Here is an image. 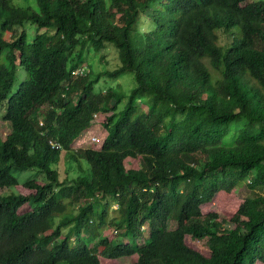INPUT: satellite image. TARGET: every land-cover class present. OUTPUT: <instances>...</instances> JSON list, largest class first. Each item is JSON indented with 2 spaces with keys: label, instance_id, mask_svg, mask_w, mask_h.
<instances>
[{
  "label": "trees",
  "instance_id": "16d2710c",
  "mask_svg": "<svg viewBox=\"0 0 264 264\" xmlns=\"http://www.w3.org/2000/svg\"><path fill=\"white\" fill-rule=\"evenodd\" d=\"M37 2L0 0V264H264V195L238 196L264 188V0ZM109 44L118 67L74 74ZM18 66L29 78L10 96ZM128 73L129 91L96 89ZM99 115L102 147L73 149ZM64 161L80 174L61 179ZM17 167L43 175L32 193L13 191ZM212 200L227 220L203 213Z\"/></svg>",
  "mask_w": 264,
  "mask_h": 264
},
{
  "label": "rangeland",
  "instance_id": "374dc122",
  "mask_svg": "<svg viewBox=\"0 0 264 264\" xmlns=\"http://www.w3.org/2000/svg\"><path fill=\"white\" fill-rule=\"evenodd\" d=\"M106 1L109 3V0H106ZM12 2L16 6L32 7L33 9H35L37 11L40 10L37 0H12ZM24 28L27 30L28 39H30V41H32L37 34L38 27L34 23L27 21L24 24ZM19 29H21V27H19ZM47 30L48 29H41L40 32H46ZM51 32H53V31H51ZM221 37L224 38L223 35ZM117 53L118 52H117L116 48L113 45L109 44L108 48L105 50L106 60H105V62H101L100 54H95L93 51H91L87 54L86 63H84V65H85L84 67L88 68V70L92 69L95 72H103L106 69H114L121 64V61L118 58ZM76 65H77V63H76ZM74 74H76V73L74 72ZM28 78H29V76H28V73L26 72V70L24 68L18 66L17 72H16V79H15L14 85L12 87L10 96L14 95L18 91L19 87L25 81L28 80ZM118 84L122 85L126 91H129L134 85L133 74L128 73V74H125L124 76H122L118 79H110V78L102 77L100 79L99 83H97L96 89L97 90H99L100 88L105 89V88H108L109 86H116ZM6 104H7V101L5 100L2 107L0 108V138L3 140L6 139L7 135L11 132L10 123L3 120L1 117V116H3V114H5ZM99 119H100V115L97 117V120L94 121L92 126L89 129H87L86 131H84L79 136V138H77L74 141V143L72 144L73 149L81 151V150L87 149V148L100 149L102 147V145L105 141V138L107 137L108 131L100 123ZM245 124H246V120H242L240 122H235L232 125L231 131L228 134V136L226 137L224 143L226 145L227 144L229 145V142L232 140L233 136L235 137V135H237L239 129L242 128ZM125 162H126V167L128 169L138 168V166H139V160L138 159L128 158ZM59 171L61 173V179L62 178L64 179L67 174L69 177H72V178L76 177L81 172V170L79 169L77 164L72 163V161L62 162L59 166ZM14 172L19 177L20 185L17 186L16 188H14V190L13 189L12 190L13 191H19L23 194H29V193L33 192V190L27 189L23 186L26 181H28L32 178H35V177H38L39 179H43V175L41 173H38V171L36 169H32V168H29V169L24 168L23 169V168L17 167L14 169ZM257 193L264 195V188L258 189L257 191H252L248 187L247 183H244L238 190V196L241 198L253 197V196H256ZM117 207H118L117 204H113L111 212H110L111 217H113L115 215V213H116L115 211H116ZM30 208L31 207L29 205H25L21 208V211H26V210H29ZM201 208H202V211L204 214L211 213V212H219L223 218H225L226 220L228 219L227 215L218 209L215 200H212L208 203L203 204L201 206ZM226 225L228 227H234V224L230 221H227ZM169 227L171 229L176 228L177 222L175 220H171ZM143 230L145 231L146 234L149 233V225L145 224L143 226ZM111 232H114L116 237L120 236V231H118V233H117L115 230V227H113V226L107 227L103 231V235L104 236L108 235ZM187 242L191 246L196 247L197 249L202 251L203 253H206V254L209 253V249L207 248L206 240H202L200 242H194L190 238H188ZM132 259H136V256H134L133 258H130V259L123 258V259H121V263L122 264H129ZM59 264H66V263L60 262Z\"/></svg>",
  "mask_w": 264,
  "mask_h": 264
},
{
  "label": "bare ground",
  "instance_id": "6f19581e",
  "mask_svg": "<svg viewBox=\"0 0 264 264\" xmlns=\"http://www.w3.org/2000/svg\"><path fill=\"white\" fill-rule=\"evenodd\" d=\"M88 68H81V69H79V70H77L75 73L76 74H78V75H80L81 76V73H83L82 75H84L85 73H86V70H87ZM89 71V70H88Z\"/></svg>",
  "mask_w": 264,
  "mask_h": 264
},
{
  "label": "built area",
  "instance_id": "2783aa9c",
  "mask_svg": "<svg viewBox=\"0 0 264 264\" xmlns=\"http://www.w3.org/2000/svg\"><path fill=\"white\" fill-rule=\"evenodd\" d=\"M83 73H81V76H82Z\"/></svg>",
  "mask_w": 264,
  "mask_h": 264
}]
</instances>
